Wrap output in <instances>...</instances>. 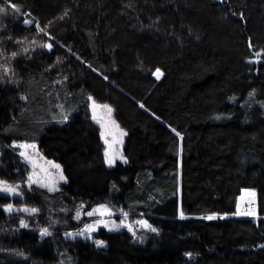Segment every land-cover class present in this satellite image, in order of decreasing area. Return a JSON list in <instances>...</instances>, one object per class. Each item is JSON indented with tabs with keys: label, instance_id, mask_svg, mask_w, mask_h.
Listing matches in <instances>:
<instances>
[{
	"label": "trees",
	"instance_id": "16d2710c",
	"mask_svg": "<svg viewBox=\"0 0 264 264\" xmlns=\"http://www.w3.org/2000/svg\"><path fill=\"white\" fill-rule=\"evenodd\" d=\"M10 2L19 12L0 0V177L25 181L14 143L38 140L67 182L0 194V264H264V0ZM89 96L114 107L127 162L106 164ZM58 102L77 110L46 127ZM245 190L257 217L236 214ZM12 200L41 209L27 227L5 210ZM103 202L146 221V242L64 234L81 227L80 204ZM47 213L59 222L42 235Z\"/></svg>",
	"mask_w": 264,
	"mask_h": 264
},
{
	"label": "rangeland",
	"instance_id": "374dc122",
	"mask_svg": "<svg viewBox=\"0 0 264 264\" xmlns=\"http://www.w3.org/2000/svg\"><path fill=\"white\" fill-rule=\"evenodd\" d=\"M93 103H95L96 105L95 111L93 108ZM87 106H88V111L90 113V117L99 127L101 139L104 143V156H105L106 164L108 166H113L117 161L127 162V158L124 154V145L126 142L127 131L116 118L114 107L109 103L100 102L95 98H93L92 96H89L87 98ZM104 106H107V108H110L112 110L110 114L107 112V109ZM76 110L77 108L75 107H68L63 103L59 104L58 102V104H56V107L53 108L54 112L51 113L50 110L48 112L50 118L46 121L47 123L46 127H50L54 124L66 123L73 115V113L76 112ZM45 114L47 113L45 112ZM94 115L96 118H94ZM121 133H124V135H121ZM14 144L16 145L18 152L19 153L26 152L27 155L32 158V161L36 163L37 167L34 169L33 163L28 159H26L24 156H21L25 164L28 166L27 179L25 181L10 182L0 177V181L6 182L8 185L16 188V193L0 191V194L8 195L14 200H17L15 198H24L25 196L24 188L26 187L28 188L34 184L41 186L45 189H48L50 192H55L60 190L61 186H63L67 182V176L64 172V168L62 164L54 159L46 157L39 149L38 140H33V141L23 140L20 142H16ZM21 145H34L35 148L32 147L23 148L20 147ZM109 154L114 157V163H112L111 165L108 163ZM55 165H59V168L55 167ZM34 172L38 174V178L40 179L41 182L30 184L29 177L33 176ZM61 176H63V179L60 178ZM45 184L49 185V187L43 186ZM50 188H54L55 190H50ZM254 194L255 192L253 190L243 191V193L239 198L238 211L243 212V211L252 210L254 211L255 215H240V216H255V217L258 216L255 199L253 200L254 204L252 206L249 207L247 206L249 203L251 204ZM250 197L252 199L249 202L248 200L250 199ZM8 205L12 206L13 209L12 211H8ZM101 206H106L108 209H110L111 214L110 215L105 214L103 216L100 215L98 212L91 216L87 214L89 212H92L94 209L100 208ZM4 208L9 213L19 215V217H21V220L23 222L29 221L31 219V214L35 215L37 212H40L41 210V209H37L36 207H31L28 204L23 203V201H18L17 203L13 201L9 204H6ZM25 208L36 209L37 211L35 212L24 211L23 209ZM78 213H79V218L77 219L82 222V225L80 228L74 231L73 230L66 231L64 234L69 238H84L89 240H95V235L97 234V232L101 228H104L109 231H117V232L127 230L133 237L132 239L136 240L137 242H140L141 244H144L146 242V239H148V234L145 231V228H142L141 225L137 223L138 222L137 219H133L128 213H127V217H125L124 213L126 212H122L115 209L109 203L106 202L98 203L92 207H86L80 204L76 210V217ZM24 214L30 216L27 217ZM45 219H47L48 222L50 223L49 224L46 223L47 225L43 224ZM44 220L43 222H40V224L38 225L41 234L43 229H47L48 232H50L51 223L58 224L59 222L58 219H54V217H52L48 213L46 217H44ZM101 221H105L106 223H101ZM89 225L94 226V230L91 232L86 230ZM114 225H120V227H115ZM129 225L131 226V228H129ZM135 225H137L139 228H135ZM98 241H96V243Z\"/></svg>",
	"mask_w": 264,
	"mask_h": 264
},
{
	"label": "snow or ice",
	"instance_id": "6c2138e0",
	"mask_svg": "<svg viewBox=\"0 0 264 264\" xmlns=\"http://www.w3.org/2000/svg\"><path fill=\"white\" fill-rule=\"evenodd\" d=\"M9 6L11 7V9H13V10H15L16 12H19V8H18V6L16 5V4H14V3H11L10 2V0H9ZM4 12H6V8L5 7H3V6H0V13H4ZM25 23L26 24H30V23H32V21H30V20H25ZM37 27H39L38 25H37ZM39 31L40 32H45V29L44 28H39ZM43 47H47V48H51L52 47V45L51 44H46V45H42ZM25 51H27V49H25ZM13 56H15L16 55V53H13L12 54ZM5 71H8V69L7 68H5L4 69ZM155 75H157V78H159V76L160 75H162V73H160V71H159V69H157V71H156V73H155ZM106 109H107V112L110 114L111 113V109L110 108H107V106H104ZM93 108H94V111H95V108H96V105H95V103H93ZM94 118H96L95 117V115H94ZM114 123V122H113ZM173 131H175L174 129H173ZM121 135H124V133H121ZM177 135H179V134H177ZM106 143H107V140H106ZM20 147H23V148H29V147H32V148H35V146L34 145H21ZM20 155L21 156H24L26 159H28L29 161H31L32 163H33V168L35 169L36 167H37V165H36V163L34 162V161H32V158L31 157H29L28 155H27V153L26 152H21L20 153ZM121 159H122V157H121ZM108 163L111 165L112 163H114V157L113 156H111L110 154L108 155ZM55 167H57V168H59V165H55ZM61 179H63V176H61L60 177ZM41 181H40V179L38 178V174L37 173H33V176H30L29 177V183L31 184V183H40ZM43 186H45V187H49V185H47V184H45V185H43ZM18 187V186H17ZM50 190H55L54 188H50ZM0 191H4V192H10V193H16V188L15 187H12V186H10V185H8L6 182H2V181H0ZM13 209H12V206L11 205H8V211H12ZM24 211H30V212H35V211H37L36 209H27V208H25V209H23ZM99 213L100 215H105V214H111V210L110 209H108L106 206H101L100 208H98V209H94L92 212H89V213H87L89 216H91V215H94V214H96V213ZM237 215H255V213H254V211H252V210H249V211H238L237 213H236ZM124 215H125V217H127V213H124ZM77 218H79V213L77 214ZM207 219H213V218H215V217H211V216H209V217H206ZM101 223H106L105 221H101ZM137 223H139V224H141L142 226H144V227H149L148 225H147V222L146 221H138ZM21 225L23 226V227H27V225L22 221L21 222ZM115 227H120V225H114ZM129 228H131V226L129 225ZM87 231H89V232H91V231H93L94 230V226L93 225H89L88 227H87V229H86ZM153 231H155V229H153ZM42 234L43 235H48L49 233H48V230L47 229H43L42 230ZM69 235H71V234H69ZM98 244H103V241H98L97 242Z\"/></svg>",
	"mask_w": 264,
	"mask_h": 264
},
{
	"label": "bare ground",
	"instance_id": "6f19581e",
	"mask_svg": "<svg viewBox=\"0 0 264 264\" xmlns=\"http://www.w3.org/2000/svg\"><path fill=\"white\" fill-rule=\"evenodd\" d=\"M251 199H252V198L250 197V199H249L248 201L250 202ZM247 206L249 207V206H251V204L249 203ZM252 209H253V208H252ZM253 210H254V209H253Z\"/></svg>",
	"mask_w": 264,
	"mask_h": 264
},
{
	"label": "built area",
	"instance_id": "2783aa9c",
	"mask_svg": "<svg viewBox=\"0 0 264 264\" xmlns=\"http://www.w3.org/2000/svg\"><path fill=\"white\" fill-rule=\"evenodd\" d=\"M253 204H254V203H253V199H252L251 206H252Z\"/></svg>",
	"mask_w": 264,
	"mask_h": 264
}]
</instances>
